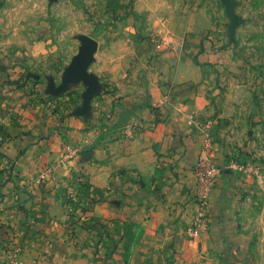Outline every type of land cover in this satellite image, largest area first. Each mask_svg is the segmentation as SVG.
<instances>
[{
	"label": "crops",
	"instance_id": "obj_1",
	"mask_svg": "<svg viewBox=\"0 0 264 264\" xmlns=\"http://www.w3.org/2000/svg\"><path fill=\"white\" fill-rule=\"evenodd\" d=\"M177 1V10H168L157 19L166 20L159 29L189 36L185 51L207 49L205 36L211 32L227 34L221 0ZM238 5V11L243 9V15L250 19L248 33L264 36V0H245L244 5ZM141 13L147 15L146 10ZM156 15L148 14L152 19ZM258 23L262 27L256 26ZM187 58L189 61L181 56L162 60L158 56L153 60L156 63L152 62L155 66L143 61L134 65L96 53L92 67L110 86L95 99L91 118L71 116L78 111L79 100H72L69 110L59 102L54 105L56 111L47 112L42 104L21 99L23 92L14 96L8 86L0 85V144L5 153L0 161L9 166L0 173V200L15 193L19 179L36 177L39 164L57 160L68 137L78 152L73 163L90 180L84 196L97 200L92 205L94 213L97 210L104 218L96 221L90 232L79 233L80 221L75 222L67 213V199L73 190L70 178L76 174L63 172V168L46 173L43 183L25 189V194L31 195L27 203L18 205L12 199L5 208L0 207L5 212L0 217V239L20 244L24 261L99 264L94 261L96 257L107 260V264H123L124 237L120 234L127 222L134 220L148 229L143 239L146 250L134 264L182 263L184 250L193 247L192 240L178 231L186 233L197 212L198 185L193 167L201 147L207 140L213 143L218 165L228 162L231 155L223 139L227 126L222 119L216 126H193L190 115L196 109L207 115L216 111L217 103L212 101L223 92L218 84L226 87L245 81L231 75L215 80L206 71L208 65ZM230 61V67L236 68L238 62ZM126 125L134 126L131 133L126 132ZM16 165L21 169L12 170ZM226 175L218 176L207 217L223 209L218 184Z\"/></svg>",
	"mask_w": 264,
	"mask_h": 264
},
{
	"label": "rangeland",
	"instance_id": "obj_2",
	"mask_svg": "<svg viewBox=\"0 0 264 264\" xmlns=\"http://www.w3.org/2000/svg\"><path fill=\"white\" fill-rule=\"evenodd\" d=\"M177 2L0 0V85L4 88L8 86L10 91H14V96L23 92L21 99L27 97L32 104H42L47 112L56 111L54 105L59 102L69 110L73 106L71 101L79 100L80 103L76 104L78 111L71 116L91 118L95 99L110 86L109 81L97 75L92 67L96 53L110 55L114 61L122 58L134 65L141 61L152 64L158 56L163 57L162 60L181 56L185 61L191 57L199 64L208 65L206 71L214 75L215 80L230 75L243 77V84L233 83L226 87L218 84V89L224 94L217 95L220 97L218 101L215 102L217 96L212 101L213 104L217 103L215 112L207 115L196 109L190 115L193 126H216L217 121L222 119L224 126H227L223 139L231 155L228 156V162L218 165L213 143L207 140L201 147V151H207L218 166L217 180L220 174H227L223 183L221 177L218 184L221 187L218 191L219 203L223 209L213 212L211 217L206 216L202 233L192 234L200 212L197 193V212L189 222L187 232L178 231L184 234V238L192 240L190 245L193 247L184 250L181 264H264V36L248 33L246 26L250 19L243 15V9L238 11V4L244 5L245 0H230L229 4L221 0L220 11L228 24L227 34L219 36L211 32L205 36L209 40L207 49L187 52V34L176 35L166 29H159L166 20L157 18H162L168 10H177ZM251 7L257 9L256 6ZM142 10H146L147 15L142 14ZM152 12L157 14L153 19L148 16ZM256 26L262 27L261 23ZM84 36L98 42L87 71L97 77L100 85L87 107V81L75 79L64 82ZM230 60L238 62H235L236 68L230 67ZM123 127L129 133L134 129V126ZM1 146L2 143L0 156L5 155ZM59 153L57 160L37 164L36 172L39 174L36 177L19 179L15 184L18 189L8 199L7 196L3 197L0 207L5 208V204L12 199L19 202L18 205H24L31 199L30 194H25V189L34 187L36 182L43 183L47 178L46 173L63 168V172L66 170L76 174L70 178L73 190L67 199V213L76 219L75 222L80 221L78 224L82 230L79 233L90 232L96 221L104 219L103 215L99 216V211L95 210L94 213L92 205L97 200L84 196L90 180L83 174L84 170L76 168L73 163L78 152L71 146L68 137L64 138ZM6 167L9 168L0 161V173L6 171ZM18 169L21 168H17V165L12 168L15 171ZM209 204L210 201L206 208ZM3 210L0 209V217L5 213ZM211 230H214V234ZM147 231L144 224L134 220L127 222L124 232L120 234L124 237L123 264H134L137 257L144 253L147 244L143 239ZM8 240L0 239L1 264H37L30 260L24 261L21 258L24 252L22 246L17 242L9 243ZM94 261L107 264V260L101 258L95 257Z\"/></svg>",
	"mask_w": 264,
	"mask_h": 264
},
{
	"label": "built area",
	"instance_id": "obj_3",
	"mask_svg": "<svg viewBox=\"0 0 264 264\" xmlns=\"http://www.w3.org/2000/svg\"><path fill=\"white\" fill-rule=\"evenodd\" d=\"M193 173L198 185L200 212L196 217L197 221L192 234H198L202 231L203 222L206 221V204L210 201L218 173V166L213 162L207 151H200V155L193 167Z\"/></svg>",
	"mask_w": 264,
	"mask_h": 264
},
{
	"label": "water",
	"instance_id": "obj_4",
	"mask_svg": "<svg viewBox=\"0 0 264 264\" xmlns=\"http://www.w3.org/2000/svg\"><path fill=\"white\" fill-rule=\"evenodd\" d=\"M226 3H230V0H226ZM98 47V42L89 37L84 36L83 44L80 48L77 56L74 57L71 66L67 70L64 82H68L75 79H85L89 84L87 92L85 93L86 97V107L93 94L97 93L99 89V82L97 77L87 71V67L94 58V53Z\"/></svg>",
	"mask_w": 264,
	"mask_h": 264
}]
</instances>
